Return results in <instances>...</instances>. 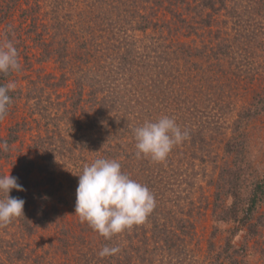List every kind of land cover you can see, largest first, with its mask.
<instances>
[{"label": "trees", "instance_id": "obj_1", "mask_svg": "<svg viewBox=\"0 0 264 264\" xmlns=\"http://www.w3.org/2000/svg\"><path fill=\"white\" fill-rule=\"evenodd\" d=\"M18 1L7 0L9 3L5 8L2 3L0 24L10 16ZM65 1L49 2L50 23L48 26L43 25V31L37 34L42 50V58L38 61L42 63L43 60L53 58L59 65V77L49 75L44 78L48 83L49 80H56L50 84L51 89L63 88L69 74L74 75L75 91L68 99L69 105L65 101L60 102L58 105L62 109L61 115L50 118L53 121L66 119L64 124L70 123L71 126L64 136L60 135L63 128L54 123L55 128L50 131V135L46 129L44 136L37 138L34 148L38 153L41 152L42 163L32 158H23L20 169L24 175V187L31 186L29 175L35 170L45 179L41 184L34 183L31 186L34 191H10V197L25 201L24 216L14 219L13 224L17 223L23 233L30 234L38 225L41 226L48 220L49 211L45 210L47 204H51L56 213L55 203H65L63 186L55 183L56 168L61 164L59 159H64V155L71 157L79 145L89 146V151L97 153L96 159L117 160L122 172L139 182L137 176L148 171L145 165L147 161L146 158L138 159L135 156L133 129L145 121L155 122L161 116H169L189 135L186 140L173 147L169 153L170 159L166 158L161 163L153 162L156 172L165 171L167 174L171 168L172 174L178 173L174 170L173 159H177L185 151L190 153L188 157L191 161L204 162L205 157L211 156L213 141L222 137L218 141L222 144L224 166L215 178L214 216L218 208L221 213L215 219L222 217V221L231 223L233 228L221 251H213V245L209 242L212 258L208 259V263L221 264L225 259L230 264H237L231 241L243 229L247 237L252 238L264 227V217L258 215L259 209L264 206V170L259 176H251L252 163L247 154L248 124L264 116V70L258 75V67L249 68L242 78L249 85L256 84L257 87L252 89L254 91L250 101L237 111L231 123V137L224 138L221 123L231 105L229 96L225 95L231 90L230 82L239 85L242 82L238 73L241 64L254 59L260 48L264 49V41L261 40H264V0H111L114 3L102 20H92L90 24L83 26L80 31L82 37L76 30L71 32L73 36L62 31L63 28L67 29L59 18ZM104 1L106 0H94L90 5H98ZM160 9L168 11L174 23L179 20L184 29H172L169 24H164L168 33L166 36H162L158 30L159 37L156 41L150 38L152 42L147 44L137 40V32L144 35L148 30L155 31L159 26L152 17ZM221 10L226 11L225 14L233 25V36L225 37L229 32L220 27L215 30L214 41L203 42L200 46L174 40L181 29L189 37L198 36V31L204 29L208 30V34L213 33L211 27L217 23V15ZM226 21L221 22V25H227ZM128 30L132 34H128ZM69 38L77 41V49H82L80 63L75 64L76 66L69 60L76 49L70 48ZM259 55L264 59V54ZM232 62L236 63L233 68ZM14 72L16 71L0 73V85L8 84ZM8 94L11 97L9 111L21 98V92L11 90ZM35 97L40 100L38 96ZM81 113L83 118L77 119ZM8 134L4 142L9 146L16 141L18 135L14 131ZM52 139L56 141L53 142ZM54 143L56 146L51 147ZM102 146L105 150L101 157L99 154ZM1 157L2 154L0 159ZM216 158L217 155H214L212 159ZM153 179L154 177L149 178L154 182ZM155 185H146L155 198L154 210L144 223L106 240L108 242L102 248L119 247L120 251L115 255L99 257L101 264H141L145 261L144 258L152 261L156 252L170 257L184 244L183 237L187 235L188 227L181 219L172 217L174 209L167 206L168 190H158V182V189ZM220 195L230 198L227 206L219 202ZM176 205V210L180 209L179 203ZM33 213L40 214V217L36 218ZM125 242L127 246L124 245ZM149 246L151 247L148 248Z\"/></svg>", "mask_w": 264, "mask_h": 264}, {"label": "rangeland", "instance_id": "obj_2", "mask_svg": "<svg viewBox=\"0 0 264 264\" xmlns=\"http://www.w3.org/2000/svg\"><path fill=\"white\" fill-rule=\"evenodd\" d=\"M49 2L50 0H19L13 6L10 16L0 24V43L5 38L14 42L20 56L21 65V69L14 72L12 78L8 81V83L15 82L16 87L14 90L21 92V98L10 107L6 117L0 121V142L7 140L10 131H14L18 136L16 141L8 146L7 151L0 150V154H2L0 176L9 173L10 176L17 177V182L23 186L26 192L34 191L31 186H34V183L41 184L45 177L35 170L29 175L31 186L29 188L24 187V175L21 174L20 169L23 158H32L34 161L42 163L41 152L38 153L34 148L37 138L44 136L46 129L49 130L50 135V131L55 128L54 123L63 128L60 135L63 134L64 136L67 135V128L71 126L70 123L64 124L66 119L53 121L50 118L53 119V117L61 115L62 109L60 110L61 107L58 105L60 102L65 101L67 106L69 105L68 99L75 91L73 90L74 75L69 74V79L63 88L51 89L50 84H53L56 80H49L48 83L44 78L49 75H52L53 78L59 77L61 74L59 65L53 58L43 60L42 63L38 61L42 58V50L37 34L43 31V25L48 26L50 23ZM93 2L94 0L65 1L59 17L64 22V27L67 26V29H62L63 33L70 36L72 35L71 32L76 30L79 32V36L82 37L80 31L83 30V26L90 24L92 20H95V22L99 19L102 20L105 14L108 13L110 5L114 3L111 0H106L101 4L91 6L90 4ZM2 3L5 8L9 2L7 0L0 1V9L3 7ZM177 10L180 11V8H177ZM225 12V10H221L217 15L218 21L211 27L213 33L208 34V30L204 29L198 31V36L189 37L185 31H182L184 28L179 20L174 23L172 15L165 9H160L156 11V16L152 17L159 25L155 31L148 30L144 35L137 32L135 38L147 44L152 42L150 38L156 41L155 39L159 37L157 31L160 30L161 35L166 36L168 34L167 29L163 25L169 24L172 29L182 28L179 30L180 33L175 35L174 40L179 41V43L188 42L192 46H200L203 42L214 41L215 30L220 27L226 28L229 32L228 36L225 37L233 36L234 31L231 29L233 25ZM183 13L186 14V11H183ZM224 20H227V25L222 26L221 22ZM9 25L11 26V32L6 31ZM127 32L132 34L130 30ZM83 36L85 37V34ZM44 39L47 42L46 37ZM261 40L264 41L263 38ZM69 41L70 48H73V50L76 48L73 51L74 55L72 54L69 60L77 65L81 60L79 57L82 49H77V41L73 38H69ZM166 44H168V40ZM260 49L255 54L254 59L251 58V60H246L245 64H241L238 71L241 79L249 68L258 67V75L264 70L262 66L264 65V59L262 55L261 57L259 55L264 54V49ZM236 61L239 62L238 59ZM235 64L232 62V68ZM32 83H36V85ZM230 87L231 90L226 92L225 95L229 96L231 105L228 114L222 119L221 123V132L224 133V138L231 137V123L239 108L250 101L251 93L254 91L252 89H255L257 85H249L245 82V79H242V82L237 86L230 82ZM248 88L249 90H247ZM35 96H38L40 100ZM78 117L82 119V113L77 116V119H79ZM44 124L47 125L44 127ZM247 130V154L250 163H252L251 176H259L264 170V116L259 120L249 122ZM221 138H215L216 140L211 145V156L205 157L204 162L191 161L188 157L190 153L187 151L177 159L173 157L174 170L178 173L172 174L171 168L168 171L165 169L167 174L165 171L156 172L153 162H149V159L146 158L147 163L145 165L148 171L146 174H139L137 179L143 185L153 186L155 183L157 185L158 182L160 184V189L157 185L158 190H168L166 192L168 195H166V198L169 200L167 206L171 210L174 209L171 215L173 218H179L186 223L188 233L183 237L184 244L173 252L170 257L162 252H156L152 257V261H146L148 259L144 258L145 261L141 264H209L208 259L212 258L209 251V242L213 245V251H221L230 233L229 231L233 228L231 223L222 221V217L218 220L215 219V216L221 213L218 208L214 216L215 178L221 173V168L224 166L222 144L221 141H218ZM52 141L56 140L52 139ZM71 144H73V141ZM53 146H56L55 143L51 147ZM100 148L101 154L99 155L102 157L105 149L103 146ZM89 150V146L79 145L78 148H75V152L71 157L64 155V159H59L61 164L56 168L55 183L62 184L65 203H55L56 213L54 209L52 210V205L47 204L45 210L49 211V217L43 225H38L30 234L23 233L17 223L13 224V221L5 227H0V264H101L98 253L108 241L93 231L87 223H81L79 217L74 214L78 186V177L75 175H79L83 167L94 162L98 156L97 153ZM214 155L218 157L216 160L212 159ZM170 156L171 154L167 158L170 159ZM227 162L229 163V160ZM150 175L152 178L154 177L155 183L149 180V178L151 179ZM41 189H44V186H41ZM220 200L219 202H222L223 206L230 203L228 197L224 198L220 195ZM177 203L180 207L178 210H176L178 208ZM30 210L33 211L32 208ZM33 214L36 218L40 217L38 213ZM258 215L264 217V206L259 209ZM32 221L34 220L32 219ZM134 241L136 242V240ZM231 244L233 251L236 252L234 258L237 264H264V227L259 229L257 235L252 238L247 237L246 231L243 229L231 241ZM124 245L127 246L126 242ZM224 260L221 264H230ZM135 263L138 264V262Z\"/></svg>", "mask_w": 264, "mask_h": 264}, {"label": "clouds", "instance_id": "obj_3", "mask_svg": "<svg viewBox=\"0 0 264 264\" xmlns=\"http://www.w3.org/2000/svg\"><path fill=\"white\" fill-rule=\"evenodd\" d=\"M7 32H11L8 26ZM21 65L17 48L11 39L0 43V73L19 71ZM16 87L15 82L0 85V119L8 112L11 103L9 92ZM174 118L161 116L155 122L145 121L133 129L135 156L148 158L160 163L166 160L174 146L188 138ZM7 142H0V150L7 151ZM78 177L74 214L81 223L104 237L114 235L144 223L155 208V198L146 185L135 181L121 170V164L114 159L98 158L85 165ZM24 191L17 177L0 176V227H5L14 219L24 216L25 201L10 197L11 190ZM72 215V214H70ZM119 247H103L100 257L115 255Z\"/></svg>", "mask_w": 264, "mask_h": 264}]
</instances>
